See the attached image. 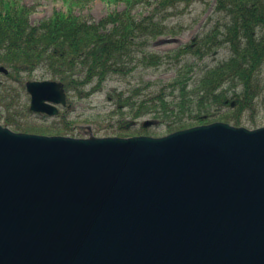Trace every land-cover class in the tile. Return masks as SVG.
<instances>
[{
  "label": "water",
  "instance_id": "95a60500",
  "mask_svg": "<svg viewBox=\"0 0 264 264\" xmlns=\"http://www.w3.org/2000/svg\"><path fill=\"white\" fill-rule=\"evenodd\" d=\"M27 90L34 112L67 105L60 82ZM0 264H264V127L78 139L0 124Z\"/></svg>",
  "mask_w": 264,
  "mask_h": 264
},
{
  "label": "trees",
  "instance_id": "16d2710c",
  "mask_svg": "<svg viewBox=\"0 0 264 264\" xmlns=\"http://www.w3.org/2000/svg\"><path fill=\"white\" fill-rule=\"evenodd\" d=\"M92 1L63 0L61 10L32 26L34 8L22 0H0V67L8 68V77L18 83L7 85L0 79V122L5 126L17 132L78 136L76 123L68 120L67 113L49 126L22 121V114L30 111L28 105L20 104L25 86L19 73L46 67L53 79L63 82L69 97L74 92L89 98L102 91L111 75H127L141 66L161 67L170 61L177 62L172 66L177 76L149 98H137L139 88L117 95L122 118L112 135L129 137L141 131L150 135L143 128L127 130V116L137 120L152 115L168 134L213 122L250 128L263 125L256 119L246 120L245 114L255 113L264 104V0H102L110 11L99 22L77 13ZM197 1L214 3L204 33L165 55L144 52L150 41L172 32L164 17L184 14ZM120 4L122 11L114 9ZM139 9L144 13L137 14ZM222 51H228V57L205 65L195 80L194 65L186 60L203 61ZM182 61H186L184 67L179 66Z\"/></svg>",
  "mask_w": 264,
  "mask_h": 264
},
{
  "label": "rangeland",
  "instance_id": "374dc122",
  "mask_svg": "<svg viewBox=\"0 0 264 264\" xmlns=\"http://www.w3.org/2000/svg\"><path fill=\"white\" fill-rule=\"evenodd\" d=\"M22 3L27 7L34 8L31 15V22L37 24L40 21L48 19L52 16L54 11L61 10L64 7L63 0H22ZM214 3L208 1H197L192 5L184 14L173 13L164 17L165 23L171 28L172 32L169 35L160 37L157 40H152L147 46L144 47L145 53H157L165 55L169 52L177 50L178 48L190 43L198 35L205 32V25L208 17L213 12ZM114 9L122 11L124 5L120 4ZM144 9L137 10L144 13ZM108 6L102 0H94L84 8L77 10L78 15L92 22H99L104 19L109 13ZM166 18V19H165ZM228 57V51H222L220 54L213 57H206L203 61H198L191 58L186 61L189 66L194 65V71L192 76L194 79H198L202 73V68L207 64H215L218 60ZM186 61H182L179 65L184 67ZM171 63L164 64L161 67L141 66L136 71L127 75H113L106 81L103 90L91 95L89 98H80L77 93H72L71 97L72 109L68 113V120L76 123L77 129H75L77 138H90L96 137H111L112 132L115 131L119 125V121L122 118L120 110L116 105L117 95L120 92H126L131 94L133 89L139 88L140 92L135 93L137 98H149L152 92H156L157 88L161 87L163 83H169L174 77L177 76L176 70L173 69L177 62L170 61ZM4 83L13 82L11 79L1 77ZM24 82L33 80H54L45 68H37L31 73H25L23 75ZM14 85V84H12ZM194 84H192V87ZM91 86L87 87L89 90ZM21 106L30 104V96L25 90L21 89ZM65 110V109H64ZM63 109L62 112H65ZM22 121L30 122L37 125H52L53 119L60 118H46L41 115H34L29 113L22 114ZM245 118L248 121L258 120L260 123H264V104L255 110V113L248 111L245 114ZM152 119V115L144 116L138 120L132 119L130 116L125 118L126 124H130L132 121H137L138 125H132L131 130L139 129L143 122ZM79 128H86L81 131ZM88 128V129H87ZM152 137H163L167 135L166 128L159 125H154L148 128ZM139 135V134H133ZM140 135L149 136L148 133L142 132Z\"/></svg>",
  "mask_w": 264,
  "mask_h": 264
},
{
  "label": "flooded vegetation",
  "instance_id": "af4514ba",
  "mask_svg": "<svg viewBox=\"0 0 264 264\" xmlns=\"http://www.w3.org/2000/svg\"><path fill=\"white\" fill-rule=\"evenodd\" d=\"M9 70V69H8ZM9 74V73H8ZM8 74H5V75H8ZM25 73H19V79L20 80H23L24 78H23V75H24ZM4 75V76H5ZM13 81V83L14 84H18L16 81H14V80H12ZM32 114H34V115H41V116H43L42 114H36V113H32ZM46 117V116H45Z\"/></svg>",
  "mask_w": 264,
  "mask_h": 264
}]
</instances>
